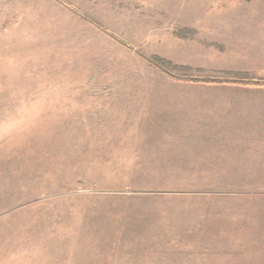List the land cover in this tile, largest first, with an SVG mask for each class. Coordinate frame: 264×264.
<instances>
[{
  "label": "rangeland",
  "instance_id": "obj_1",
  "mask_svg": "<svg viewBox=\"0 0 264 264\" xmlns=\"http://www.w3.org/2000/svg\"><path fill=\"white\" fill-rule=\"evenodd\" d=\"M261 15L264 0H0V264H264V179L227 178L264 175L245 164L264 156L206 146L226 108L180 79L223 73L194 65L199 48L225 59V24Z\"/></svg>",
  "mask_w": 264,
  "mask_h": 264
},
{
  "label": "crops",
  "instance_id": "obj_2",
  "mask_svg": "<svg viewBox=\"0 0 264 264\" xmlns=\"http://www.w3.org/2000/svg\"><path fill=\"white\" fill-rule=\"evenodd\" d=\"M225 26L229 30L225 37L222 36L227 57L224 59L219 52L199 48L204 52L200 60L205 59L207 62H197L194 65L205 71L250 73L257 78H264V23H261L259 30H249L244 26L242 28L240 23H226ZM185 63L193 65L190 61ZM203 87L211 90L201 95H217L211 100L213 107L218 105L226 108L219 110L218 115L222 117L217 118L211 112L210 119L205 122L211 136L206 146L223 148L224 154L237 152L253 157L264 156V87L243 84H207ZM224 119L226 121L222 123ZM245 164L264 165V162L250 161ZM257 166L258 169L264 168ZM246 173L253 175L227 178L264 179L261 173Z\"/></svg>",
  "mask_w": 264,
  "mask_h": 264
},
{
  "label": "trees",
  "instance_id": "obj_3",
  "mask_svg": "<svg viewBox=\"0 0 264 264\" xmlns=\"http://www.w3.org/2000/svg\"><path fill=\"white\" fill-rule=\"evenodd\" d=\"M151 60V59H149ZM153 62L161 66H168L169 64L165 61H162L158 58H152ZM174 69H178L174 67ZM179 70V69H178ZM188 80L192 83H202V84H243V85H252L258 87H264V79H257L250 77L247 73H217L216 77H207V78H180Z\"/></svg>",
  "mask_w": 264,
  "mask_h": 264
}]
</instances>
